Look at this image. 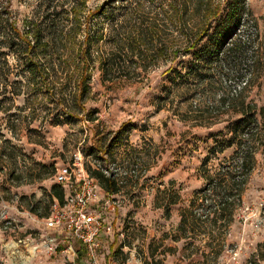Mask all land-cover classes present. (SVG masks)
<instances>
[{"label":"rangeland","instance_id":"374dc122","mask_svg":"<svg viewBox=\"0 0 264 264\" xmlns=\"http://www.w3.org/2000/svg\"><path fill=\"white\" fill-rule=\"evenodd\" d=\"M105 1L83 0L84 13ZM213 1V5L224 2ZM63 2L67 7L82 0ZM154 2V6L162 2L163 7H170L174 0ZM40 3L0 0L3 25L15 21L24 26L35 17ZM189 3L193 6L196 1ZM246 9L236 38L246 40L248 58L241 68L234 64L226 69L223 77L213 71L216 84L194 81L188 73L190 84L176 86V73L169 69L185 75L183 63L196 67L200 57L185 50L174 55L171 49L137 80L103 85L98 65L91 67L90 91L80 103L74 98V70L59 75L58 80L52 72L31 79L15 65L12 55L8 65L0 56V69L9 68L13 79L11 87L0 89L5 98L0 109V263L37 256L33 245L42 241L46 214H51L52 186L58 185L56 167L71 162L80 151L89 170L114 171L118 178H127L116 194L107 195L102 188L111 200L100 232L98 254L104 261L111 256L118 264H218L240 248V264H264V131L257 137L254 166L242 200L227 191V200L234 205L232 221L222 229H188L186 238L177 239L183 236L178 228L181 212L191 206L197 191L208 186L203 164L213 169L234 155L233 146L221 150L227 126L236 116L222 113L217 101L223 91L232 96L249 78L247 100L264 106V0H246ZM52 19L61 21L60 16L47 21ZM194 21L201 23L198 16ZM88 111L95 112L97 119L88 120ZM103 143H113V156L98 150ZM177 195L178 203L169 202ZM198 203H203L198 212L206 214L209 200ZM250 213L253 216L243 228L241 217ZM257 219L260 226L256 229ZM108 226L111 234L105 229ZM208 242L214 248L206 246ZM80 263L90 264L86 253Z\"/></svg>","mask_w":264,"mask_h":264},{"label":"trees","instance_id":"16d2710c","mask_svg":"<svg viewBox=\"0 0 264 264\" xmlns=\"http://www.w3.org/2000/svg\"><path fill=\"white\" fill-rule=\"evenodd\" d=\"M56 1L42 0L35 17L26 20L24 26L15 21L3 25L0 11V34H4L0 37V56L4 58V65H8L12 55L16 59L15 65L22 67L31 79L52 72L54 80H58L59 75L67 76L74 70L77 73L74 98L80 103L90 91L91 67L94 69L97 65L103 85L137 80L171 49L174 55L185 50L188 54H198L200 63L196 67L183 63L181 70L185 75L173 67L169 72L176 73L173 79L176 86L187 87L191 82L187 80L189 74L193 75L194 81L216 84L213 71L223 77L226 69L234 64L241 68L248 58L246 40L236 38L247 13L246 0H223L220 5H213V0H174L170 7H163V1L162 6H154V0H107L88 14L84 13L83 0L67 7L64 2ZM195 1L196 4L190 6L189 2ZM51 16H60L61 21H47ZM196 16L201 23L194 21ZM3 27L8 31H2ZM2 69L0 89L4 90L13 85V79L9 68ZM244 82L232 96H226L228 93L223 91L217 101L222 113L236 115L227 126L228 134L222 139L221 149L233 146L234 155L221 160L213 169L207 163L203 164L202 172L208 186L197 191L191 206L181 212L178 228L183 236L177 239L186 238L188 229L197 232L200 228L213 230L227 226L234 215V205L227 200L229 189L237 201L242 200L246 178L254 166L257 137L264 131V120H259V117L264 118V106L247 100L245 92L250 79ZM220 83L223 85L222 80ZM4 99L0 93V109ZM88 114V120L97 119L95 112L88 111ZM112 146L113 143H103L98 150L113 156ZM87 170L97 178L107 195L120 192L127 183V178H118L114 171L108 174L103 169ZM240 174L243 177L236 179ZM52 190L53 201L57 198L63 202V187L56 184ZM198 200H209L206 214L198 212L203 205L196 204ZM178 201L177 195L169 202L175 204ZM49 215L47 213L46 217ZM208 234L212 236L211 231ZM206 246L212 247V243L208 242ZM84 253V250L80 251L79 260L84 258Z\"/></svg>","mask_w":264,"mask_h":264},{"label":"built area","instance_id":"2783aa9c","mask_svg":"<svg viewBox=\"0 0 264 264\" xmlns=\"http://www.w3.org/2000/svg\"><path fill=\"white\" fill-rule=\"evenodd\" d=\"M54 179L64 189V201L54 198L51 214L44 221L42 241L35 243L33 249L38 251L43 246L48 253L55 254L60 245H64L63 252L68 260L76 259L81 249L85 251L90 264H118L111 256L104 261L98 254L102 244L100 232L105 223L103 214L106 207L111 205V200L103 193L97 178L88 172L80 151L71 162L56 167ZM252 216L253 213H250L241 217L243 228ZM259 226L257 219L254 228ZM105 229L111 234L112 227ZM240 253V248L233 249L229 259L218 264H240Z\"/></svg>","mask_w":264,"mask_h":264},{"label":"crops","instance_id":"0c3cea01","mask_svg":"<svg viewBox=\"0 0 264 264\" xmlns=\"http://www.w3.org/2000/svg\"><path fill=\"white\" fill-rule=\"evenodd\" d=\"M64 245H60L59 251L55 254H48L44 251L43 248H40L38 251H36V257L32 258L30 260H20V261H5L0 264H81L80 262L83 261L84 258L78 259V257L72 260H68L66 258L65 252H63ZM115 250V249H114ZM78 255L81 251V249L78 250ZM113 253V252H112ZM90 263V262H89ZM85 264V263H82Z\"/></svg>","mask_w":264,"mask_h":264}]
</instances>
